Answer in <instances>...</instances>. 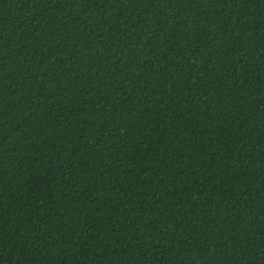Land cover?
<instances>
[{
    "label": "trees",
    "instance_id": "16d2710c",
    "mask_svg": "<svg viewBox=\"0 0 264 264\" xmlns=\"http://www.w3.org/2000/svg\"><path fill=\"white\" fill-rule=\"evenodd\" d=\"M0 264H264V0H0Z\"/></svg>",
    "mask_w": 264,
    "mask_h": 264
}]
</instances>
